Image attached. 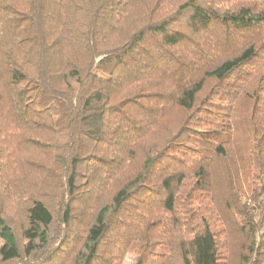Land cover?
I'll return each mask as SVG.
<instances>
[{"label": "trees", "instance_id": "16d2710c", "mask_svg": "<svg viewBox=\"0 0 264 264\" xmlns=\"http://www.w3.org/2000/svg\"><path fill=\"white\" fill-rule=\"evenodd\" d=\"M229 235L264 264V0H0V264H226Z\"/></svg>", "mask_w": 264, "mask_h": 264}, {"label": "rangeland", "instance_id": "374dc122", "mask_svg": "<svg viewBox=\"0 0 264 264\" xmlns=\"http://www.w3.org/2000/svg\"><path fill=\"white\" fill-rule=\"evenodd\" d=\"M241 128L245 129L246 132H250V126L248 124H243ZM230 154L232 155V153ZM249 178L251 180L250 183L249 182L243 183V186L246 189V191H248L249 188L257 189L261 185V181H262L261 175L257 171L251 172V174H249ZM247 195L249 196V193ZM242 200L244 199L242 198ZM245 202H248V200H245ZM252 207L254 208V206ZM7 211L11 212V210H7ZM228 240H229L228 258L226 260V264H251L250 257L247 255L246 250L241 249V246L242 245L245 246V243H241L239 239L237 240L236 238H234V236L231 235L228 236ZM123 264H135V256L131 253L127 254V256L123 261Z\"/></svg>", "mask_w": 264, "mask_h": 264}]
</instances>
